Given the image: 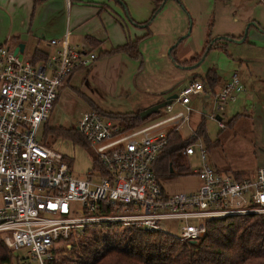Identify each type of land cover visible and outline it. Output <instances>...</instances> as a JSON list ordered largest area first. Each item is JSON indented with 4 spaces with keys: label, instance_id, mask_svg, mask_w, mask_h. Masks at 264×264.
Returning a JSON list of instances; mask_svg holds the SVG:
<instances>
[{
    "label": "built area",
    "instance_id": "built-area-1",
    "mask_svg": "<svg viewBox=\"0 0 264 264\" xmlns=\"http://www.w3.org/2000/svg\"><path fill=\"white\" fill-rule=\"evenodd\" d=\"M50 43L58 47L38 61L0 43V240L11 251L27 248L25 256L11 254L6 264H48L82 239L97 241L94 235L100 232L105 248L117 243L106 235L115 228L138 227L188 240L201 236L211 218L264 213V165L237 178L204 162L201 142L198 188L169 194L161 184L156 159L169 141L168 131L188 121L191 95L204 91L200 78L188 80L136 126L95 109L83 113L75 127L98 165L92 163L83 175L74 173L66 155L39 138L38 130L67 77L97 55L73 45L68 29ZM243 91L234 73L215 93L214 108L224 109ZM176 102L184 111L173 113ZM219 125L224 127L221 119ZM193 146L187 143L181 152L192 154Z\"/></svg>",
    "mask_w": 264,
    "mask_h": 264
},
{
    "label": "rangeland",
    "instance_id": "rangeland-1",
    "mask_svg": "<svg viewBox=\"0 0 264 264\" xmlns=\"http://www.w3.org/2000/svg\"><path fill=\"white\" fill-rule=\"evenodd\" d=\"M114 2V0H112ZM116 1V0H115ZM126 18H133L134 21H148L151 34L140 41L141 54L138 57L130 56L126 52L103 53L101 46L94 48L97 55L93 65L84 67L72 74L68 84L59 89V101L53 110L51 118L56 126L75 127L82 114L97 107L105 116L125 123L123 119L114 118L108 112H130L135 106L150 100L149 104H159L171 95H177L179 85L186 79L196 75L204 78L207 71L215 69L218 81L211 90L209 83H205V93L191 95L190 111L188 121L182 122L179 131L183 140L194 144L192 154L179 156L178 165L173 171L158 170L160 181L166 193L190 192L200 185V178L195 172L202 165L199 157V146L201 142L206 150L204 162L209 165L235 164L243 166L245 174H249V168L255 162L264 161V112L258 117L245 114L236 118L237 122L233 127L228 120L235 112H247L252 107L259 108L258 102H250L239 96L238 99L227 101L225 108L216 111L214 108V95L220 89V84L236 73L243 82L239 66L246 67V61H240L235 54H251L254 49L264 48V2L257 0H163L157 7L155 0H117ZM90 4L85 1L84 8L76 14L72 8L70 20L72 29L78 22L76 18L85 20L79 27L85 28L93 22H98L101 27L107 29V36L110 39L116 38L115 27L117 22L110 19L101 23L100 19L94 18L91 8L85 6ZM106 20L104 19L103 22ZM247 28L246 36L242 37ZM74 33H77L74 30ZM239 36L235 39H224L227 42L228 52L215 46L219 36ZM109 38L106 44L109 46ZM173 50L169 48L174 45ZM212 45V47H209ZM203 49L199 62L183 63L190 60L192 56L200 53ZM53 50L51 49L52 52ZM30 55L32 50H25ZM241 53V54H242ZM196 63V64H195ZM89 70L87 71V69ZM257 100V99H256ZM244 106V107H243ZM144 107V108H146ZM133 108V109H132ZM247 110H246V109ZM184 111L179 104L173 105V113ZM226 124L219 125V119ZM204 119L208 139L201 135L190 136L194 127ZM254 127L260 133L259 139L250 136L249 127L252 120ZM260 123V126H259ZM42 126V125H41ZM41 126L38 130V137L43 139L50 146L66 154L71 160L72 171L83 175L92 165L91 151L87 144L79 143L70 137L43 135ZM252 128V130H253ZM219 138V139H217ZM186 143V144H187ZM258 156V159H257ZM257 159V160H256ZM156 169V168H155ZM223 171V170H222ZM228 172V171H223ZM230 173V172H228ZM169 227V226H168ZM125 233V232H124ZM121 229L106 235L118 239L123 237ZM94 235L93 239H82L78 246L72 245L65 253L58 254L68 263H77L86 256L95 255L103 251L100 232ZM99 247V248H98ZM96 250V249H95ZM26 247L14 249L13 256H25ZM94 253V254H93Z\"/></svg>",
    "mask_w": 264,
    "mask_h": 264
},
{
    "label": "trees",
    "instance_id": "trees-1",
    "mask_svg": "<svg viewBox=\"0 0 264 264\" xmlns=\"http://www.w3.org/2000/svg\"><path fill=\"white\" fill-rule=\"evenodd\" d=\"M155 1L157 7L163 3V0ZM143 24L144 26L148 25L146 21H143ZM87 39L91 43L98 44V41L89 35ZM223 42L225 43L222 38H217L215 46L227 52ZM109 51H124L132 56H138L140 53L139 38L128 40L110 48ZM204 52L205 49L192 56L190 60L181 62L199 61ZM33 55L35 59L47 56L38 49L34 51ZM211 73L209 69L204 77L209 82L214 78ZM211 90L214 91V89ZM95 110L102 114L105 113L97 107ZM157 112L158 109L148 115H141L140 111L108 112L106 114L114 118L120 117L127 126L131 127L140 124ZM237 116L238 113L232 115L228 124L231 125ZM225 126L226 124H224ZM46 131L53 136L63 135L87 145L85 137L76 127L51 126ZM196 133L197 136L201 135L204 139H208L203 118L196 127ZM168 139V143L156 159L157 172L162 169L173 171L175 166L182 165L178 164L179 156L187 142L183 140L180 131L174 129L168 131ZM92 163L94 166L98 165L93 157ZM231 174L237 178L242 176ZM124 232L123 237L119 238L117 243L106 246L103 251H96V254L91 258L89 255L87 260L68 263L61 258L62 256L57 255L48 264H264V213L232 214L211 218L206 222V231L201 236L188 240H179L162 231L143 230L138 227L127 228ZM11 254L10 248L0 240V264H6Z\"/></svg>",
    "mask_w": 264,
    "mask_h": 264
},
{
    "label": "crops",
    "instance_id": "crops-1",
    "mask_svg": "<svg viewBox=\"0 0 264 264\" xmlns=\"http://www.w3.org/2000/svg\"><path fill=\"white\" fill-rule=\"evenodd\" d=\"M85 1L87 3H90V4H85V6L88 7V9L91 8L90 11L94 15V18L96 19L95 15H97V18L100 19L101 23H106L111 18L117 22L118 25L114 29L115 33L117 34L116 38L110 39L107 36L108 32L106 27L105 26L101 27V25L98 22H93L90 26L86 25L85 28L81 29L79 25L84 24L85 20L79 18H76V22H78V24L76 25L74 30L77 33H74V30L72 29L70 22L72 18V13H71L72 8L74 7L77 14L78 11L84 8L83 6ZM116 1L114 0L113 2L112 0H0V43L4 42L12 46L13 48L18 43H23V50H21L22 56L25 58L31 57L33 61H38L39 59H42V58L39 59L34 58L33 53L37 49L44 52L45 54H48L49 51H51V49L54 51L58 46L51 44L50 40L52 38L62 37L66 29L69 30V39L73 45L80 48L92 49L93 51L94 48L101 46V48L103 49L102 50L103 53L105 52L109 53L110 48L125 43L128 40H134L137 38H139V46H140V41L144 40L147 36L151 34L149 23L147 26H144L143 21L138 22V21H134V19L131 17L126 18L125 14L122 12L121 7L118 5V2ZM104 19L106 20L105 22H103ZM88 35L94 38L96 41H98V44L91 43L90 41H88L87 39ZM232 36L239 37L235 35ZM106 38H109L110 41L109 46L105 43ZM222 41L224 40L222 39ZM224 45L227 49L226 41ZM28 48L32 50L30 55H27L25 52V50ZM139 52L140 55L141 54L140 47H139ZM241 53L242 52H238V54H235V56L240 61H246L245 64L246 67H242V65L239 66L240 74L243 79V84L245 86V91L241 92L238 95V97L242 95L244 99L250 102H254V101L258 102L259 108L257 109L256 107L255 108L252 107L250 111L235 112L233 115L238 113L237 117L239 119L240 116H243L245 114L247 115L249 114V112H251L250 115L252 116L253 114L252 118L254 116L258 117L257 114H259V111L260 113L264 112V48L254 49V51L251 54H246V53L241 54ZM96 58L90 63L91 66L93 65V62L96 60ZM85 67H89V66L87 65ZM81 68L84 67H80L76 69L67 77L66 84H68L72 74ZM89 68L87 69V71L89 70ZM210 70L212 72L211 74L214 76L211 82H209L205 78H200V79L201 80L204 79L203 80L204 84L207 82L209 83L210 88L212 87L211 89H214V86L218 81V76L215 73L216 72L215 69L211 68ZM192 78H198V77L194 75L191 78L186 79L184 83L179 85V88H181L188 80ZM226 78H224V80L221 82L220 85L224 83ZM205 89L206 87H204V91L200 93H205L206 92ZM173 96L174 95H171L167 99L169 98L172 99ZM238 97L236 99H238ZM58 101H59V94L56 98V102L54 104L52 111L50 112L49 117L41 123L42 125L41 129L43 130L42 132L43 135L49 134L50 136L53 137L51 133H47L46 129H48V127L51 126H56L51 116ZM149 101L150 100H147L143 102V104H139L138 106H135L134 109L132 108L133 110L130 111H140L144 109V107L148 105L147 103H149ZM174 104H179L183 107V105L178 102ZM237 120L235 119L230 126L233 127L237 122ZM257 120H258L257 118H255V122L254 120H252L251 125L249 126L251 128L250 136H252L254 139H259V137L261 136L258 129L256 128L257 125L255 126V128H253ZM197 125L194 127L193 132L190 136L198 137L196 133ZM66 157L71 163L69 157L67 155ZM261 165H264V161L255 162V164H253L249 168L250 171L249 173L254 172L256 168ZM212 166L215 167L217 170L228 171L238 176L240 175L243 176L246 175L245 173H247L244 172L245 169L243 168V166L240 165H235V164L218 165L216 163H213Z\"/></svg>",
    "mask_w": 264,
    "mask_h": 264
},
{
    "label": "water",
    "instance_id": "water-1",
    "mask_svg": "<svg viewBox=\"0 0 264 264\" xmlns=\"http://www.w3.org/2000/svg\"><path fill=\"white\" fill-rule=\"evenodd\" d=\"M246 32H247V28L245 29V32H244V34L242 35V37L240 38V39H238V41H242L244 38H245V36H246ZM217 38H224V39H235L233 36H219V37H217ZM176 45V43L174 44V45H172L170 48H169V51L171 50V48H173L174 46ZM21 50H23V43H18L15 47H14V51L15 52H17V51H21ZM197 62H199V61H197ZM196 62V63H197ZM195 63V64H196ZM176 96V95H175ZM175 96H173V97H175ZM171 98H169V99H167V100H165L164 102H163V105L168 101V100H170ZM160 106H159V104H151L150 106H148V107H146V108H144V109H142V110H140V114L141 115H148V114H150L151 112H153V111H155V110H157L158 108H159ZM216 118L217 119H221V116H219V115H216Z\"/></svg>",
    "mask_w": 264,
    "mask_h": 264
}]
</instances>
